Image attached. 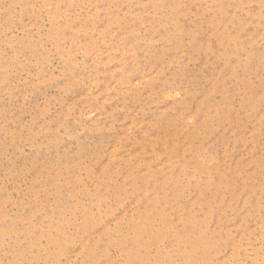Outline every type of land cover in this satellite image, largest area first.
Returning <instances> with one entry per match:
<instances>
[{
  "label": "rangeland",
  "instance_id": "obj_1",
  "mask_svg": "<svg viewBox=\"0 0 264 264\" xmlns=\"http://www.w3.org/2000/svg\"><path fill=\"white\" fill-rule=\"evenodd\" d=\"M0 264H264V0H0Z\"/></svg>",
  "mask_w": 264,
  "mask_h": 264
},
{
  "label": "bare ground",
  "instance_id": "obj_2",
  "mask_svg": "<svg viewBox=\"0 0 264 264\" xmlns=\"http://www.w3.org/2000/svg\"><path fill=\"white\" fill-rule=\"evenodd\" d=\"M196 250H194V252H195Z\"/></svg>",
  "mask_w": 264,
  "mask_h": 264
}]
</instances>
